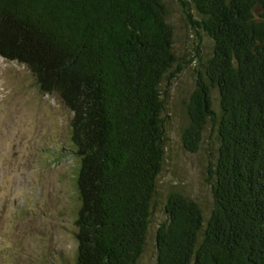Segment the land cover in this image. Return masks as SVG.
Masks as SVG:
<instances>
[{
	"label": "trees",
	"instance_id": "1",
	"mask_svg": "<svg viewBox=\"0 0 264 264\" xmlns=\"http://www.w3.org/2000/svg\"><path fill=\"white\" fill-rule=\"evenodd\" d=\"M178 1L212 42L181 139L194 152L209 124L218 148L208 216L170 194L155 264H264V0ZM171 43L163 0H0V58L25 66L72 114L74 264H136L143 251Z\"/></svg>",
	"mask_w": 264,
	"mask_h": 264
},
{
	"label": "rangeland",
	"instance_id": "2",
	"mask_svg": "<svg viewBox=\"0 0 264 264\" xmlns=\"http://www.w3.org/2000/svg\"><path fill=\"white\" fill-rule=\"evenodd\" d=\"M175 62L160 84L165 133L143 251L136 264H155V236L164 204L176 193L195 201L207 217L216 132L207 124L194 152L183 145L186 108L212 54V42L194 29L178 0H163ZM195 17V16H194ZM193 17V19H195ZM218 111L217 92L211 90ZM72 114L56 95L42 94L23 66L0 58V264H74L75 178L78 159L70 142Z\"/></svg>",
	"mask_w": 264,
	"mask_h": 264
}]
</instances>
